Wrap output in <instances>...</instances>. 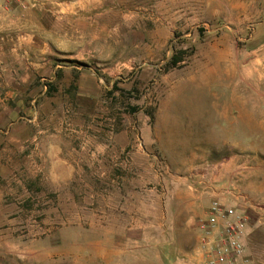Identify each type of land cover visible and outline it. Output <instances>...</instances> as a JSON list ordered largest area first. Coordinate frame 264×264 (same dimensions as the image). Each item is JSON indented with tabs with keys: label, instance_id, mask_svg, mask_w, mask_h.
<instances>
[{
	"label": "rangeland",
	"instance_id": "1",
	"mask_svg": "<svg viewBox=\"0 0 264 264\" xmlns=\"http://www.w3.org/2000/svg\"><path fill=\"white\" fill-rule=\"evenodd\" d=\"M104 1L47 48L85 88L33 52L1 71L0 264H202L217 198L264 264V0Z\"/></svg>",
	"mask_w": 264,
	"mask_h": 264
},
{
	"label": "crops",
	"instance_id": "2",
	"mask_svg": "<svg viewBox=\"0 0 264 264\" xmlns=\"http://www.w3.org/2000/svg\"><path fill=\"white\" fill-rule=\"evenodd\" d=\"M65 2L62 0H36V7L31 8L27 7L28 5L23 0H0V78L3 74L1 71L21 69L20 65L14 66L16 61L21 57L23 58L28 52H33L35 58L39 57L37 61H33L34 73L43 75L48 72L49 74L46 76L49 77V80H54L58 71H64L65 76H71L70 70L75 68L78 73V87L79 89L85 88L83 73L79 72L78 67L58 61L56 56L52 58L47 48L68 46L74 43L75 38H71V35L63 32L68 28L60 24L61 22L58 20L59 11L64 12L62 14L90 16L104 14L110 7H105L107 3L104 0H71L68 3ZM31 11L35 17L30 23L27 22V15L31 14ZM47 16H49L48 20L46 19ZM27 26H30L28 30ZM30 30L31 32L27 33ZM75 41L77 45L82 43L80 38L75 39ZM44 53H48L49 56L43 64L41 58ZM96 80L95 77L89 79L94 84L97 83ZM222 199L213 200L223 202Z\"/></svg>",
	"mask_w": 264,
	"mask_h": 264
},
{
	"label": "built area",
	"instance_id": "3",
	"mask_svg": "<svg viewBox=\"0 0 264 264\" xmlns=\"http://www.w3.org/2000/svg\"><path fill=\"white\" fill-rule=\"evenodd\" d=\"M249 223L242 208L212 200L206 218L196 224L197 253L202 264H248L244 235Z\"/></svg>",
	"mask_w": 264,
	"mask_h": 264
},
{
	"label": "bare ground",
	"instance_id": "4",
	"mask_svg": "<svg viewBox=\"0 0 264 264\" xmlns=\"http://www.w3.org/2000/svg\"><path fill=\"white\" fill-rule=\"evenodd\" d=\"M231 67H232V66H231ZM233 71H234V70H233ZM233 71H232V73H233ZM232 73H231V74H232ZM233 75H234V74H233ZM232 77H233V76H232ZM240 77L243 78V75L240 74ZM231 79H232V78H231ZM202 98H203V97H202ZM199 100H200V99H199ZM213 104L215 105V103H213ZM213 104H212V110H216L217 106H216V105L214 106ZM217 104H218V103H217ZM210 110H211V109H210Z\"/></svg>",
	"mask_w": 264,
	"mask_h": 264
}]
</instances>
